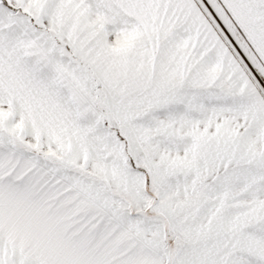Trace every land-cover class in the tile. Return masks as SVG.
Listing matches in <instances>:
<instances>
[{
	"label": "snow or ice",
	"instance_id": "1",
	"mask_svg": "<svg viewBox=\"0 0 264 264\" xmlns=\"http://www.w3.org/2000/svg\"><path fill=\"white\" fill-rule=\"evenodd\" d=\"M0 264H264V0H0Z\"/></svg>",
	"mask_w": 264,
	"mask_h": 264
}]
</instances>
